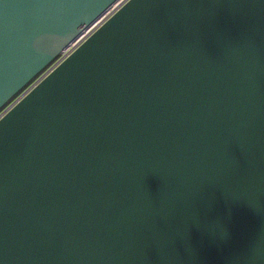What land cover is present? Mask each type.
Listing matches in <instances>:
<instances>
[{
  "label": "water",
  "instance_id": "95a60500",
  "mask_svg": "<svg viewBox=\"0 0 264 264\" xmlns=\"http://www.w3.org/2000/svg\"><path fill=\"white\" fill-rule=\"evenodd\" d=\"M118 0H0V110ZM0 264H264V0H128L0 120Z\"/></svg>",
  "mask_w": 264,
  "mask_h": 264
},
{
  "label": "built area",
  "instance_id": "2783aa9c",
  "mask_svg": "<svg viewBox=\"0 0 264 264\" xmlns=\"http://www.w3.org/2000/svg\"><path fill=\"white\" fill-rule=\"evenodd\" d=\"M128 0H118L88 29L73 40L44 70H42L27 86L14 96L1 110L0 120L13 109L23 98L49 76L63 61H65L85 40H87L108 18L119 10Z\"/></svg>",
  "mask_w": 264,
  "mask_h": 264
}]
</instances>
